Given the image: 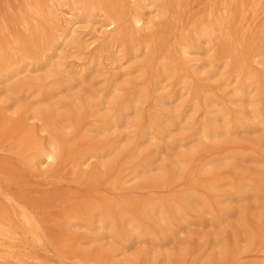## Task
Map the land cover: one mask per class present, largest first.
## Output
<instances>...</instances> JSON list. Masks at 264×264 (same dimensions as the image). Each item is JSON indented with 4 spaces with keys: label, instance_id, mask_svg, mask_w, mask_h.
I'll list each match as a JSON object with an SVG mask.
<instances>
[{
    "label": "bare ground",
    "instance_id": "1",
    "mask_svg": "<svg viewBox=\"0 0 264 264\" xmlns=\"http://www.w3.org/2000/svg\"><path fill=\"white\" fill-rule=\"evenodd\" d=\"M155 13L154 16H151ZM264 0H31L28 2L23 16L17 26L23 31V37L16 33L8 36L0 34V84L16 100L21 101L32 96L50 101L58 93V87H45L43 83H35V74L48 71L53 74L60 70L62 61L70 54L82 48L87 37L92 33L93 41H99L91 57L92 67L80 70L79 84L93 88L95 82L91 78L96 67L101 66L103 51L113 57H124L130 51L131 57L144 55L139 66L143 75L135 79L132 93L120 98L119 88L112 87L107 94L108 102H96L97 97L90 92L88 99L74 102L70 113L59 119L63 128L70 130L62 133L53 123L33 125L32 130L25 131L19 138L11 141L10 155L0 158V264H114L104 255L88 256L82 246L100 238H110L123 247L130 240L138 241L146 238L159 241V228L173 230L174 220L186 218L184 205L187 200L199 198L203 205L212 209V205L201 195L189 188L171 198L159 197L129 198L126 196L131 175L123 172L112 181L103 184V178L89 176L85 169L92 165L94 159L104 157L106 150L86 148L76 150L67 161L72 181L79 184L93 183L95 194L84 197L78 193H68L62 197L56 210H46L32 202L18 185L13 187L7 174L15 170L17 163L28 169L43 171L46 166L57 164L69 149L68 138L80 129L84 115L98 116L101 110L109 113L102 117L101 124L94 120L91 132L105 134L122 122V117L129 109H138V105L147 102L153 91L164 90L166 81L178 79L183 95H191L196 110L202 107H214L224 120L225 133L228 129L256 132L258 125L264 137V107L260 108L257 98L251 116L256 123H250L246 112L231 123L229 112L218 101L216 94H211L209 80L217 72L222 77L224 70H229L233 79L238 82L237 90L251 94L263 89L264 77ZM65 14L66 28L60 32L57 20ZM249 14L252 21H249ZM8 29L4 27V30ZM90 32V33H89ZM202 44H210L215 52L217 63L212 66L215 72L200 77L199 68L211 66L199 63L196 57ZM221 70V72H220ZM65 73V72H63ZM69 74V73H68ZM217 74V75H218ZM198 80V83L195 82ZM74 80L69 75L62 76L60 85L74 88ZM55 82V81H53ZM97 93H99L97 91ZM102 96V94H101ZM242 102L245 99L241 98ZM167 102L161 99V105ZM114 111V113H110ZM40 119V117H35ZM162 113L154 112L148 131L151 138L159 139V130L163 122ZM214 120H218L214 118ZM258 124V125H257ZM220 126L216 121H205L195 135L202 141L218 138ZM41 133V134H39ZM44 134V135H43ZM107 151H113L108 148ZM13 155V156H12ZM252 157L253 161L264 163L258 155L246 153H229L228 158ZM7 158H11L8 160ZM178 169V174L187 170L188 162ZM145 167L134 171V176L145 174ZM7 177V178H6ZM197 180L193 181V185ZM264 181V178L261 179ZM103 184L101 189L97 186ZM223 184H229L232 193L228 199L244 200V191H251L255 201L261 197L262 188L254 181H245L239 187L232 180L219 179L209 185L207 190H216ZM235 185V186H234ZM159 188V187H158ZM154 187L144 193H154ZM28 193V192H27ZM228 214V212H226ZM184 218V219H185ZM263 225V220L260 226ZM84 229L88 233L102 231L99 235H80L73 229ZM250 244L255 246L259 233L250 230ZM84 237V238H81ZM59 241L53 244V240ZM259 245V244H258ZM257 245V246H258ZM253 246V247H254ZM256 246V247H257ZM57 252L61 261L49 262L41 252ZM257 252L264 254V247ZM236 261L239 258L234 257ZM168 264L170 260H168ZM264 264V263H259Z\"/></svg>",
    "mask_w": 264,
    "mask_h": 264
},
{
    "label": "rangeland",
    "instance_id": "2",
    "mask_svg": "<svg viewBox=\"0 0 264 264\" xmlns=\"http://www.w3.org/2000/svg\"><path fill=\"white\" fill-rule=\"evenodd\" d=\"M28 2L31 0H0V34L8 36L9 33L17 32V36L23 37V31L17 24ZM64 16L68 17L61 14L57 20L60 32L67 26ZM249 21H252L251 14ZM4 27L8 29L2 32ZM94 35L100 33H91L80 51L63 60L57 72L50 74L48 71H41L35 74L36 80L33 82L43 83L46 88L60 89L61 92L50 101L36 95L16 101L6 86L0 84V158L3 155L11 156L6 151L10 149L11 141L19 138L25 131L34 129L35 124L54 122V126L62 133L69 132L70 130L63 128L64 124L59 119L70 113L69 108L75 101L81 99L85 102L90 92L97 97L95 103L102 104L108 102L106 96L114 86L119 88L120 98L132 93L135 79L143 75L139 65L144 62L145 56L132 58V53L128 50L124 52V57L120 58L103 51L101 66L96 67L97 71L91 72L94 87L79 84V71L92 67L91 57L96 54L93 51L97 46L100 47L99 41H93ZM216 53L212 45H201L196 56L200 60L199 63H208L210 60L212 63L211 66L197 70L200 77L215 72L212 66L217 63L214 57ZM223 73L222 77L216 72L205 83L209 85L211 94H216L218 101L229 112L230 125L236 118L241 117V111L246 112L250 123H256L251 116V110L254 104H258L260 108L264 107V77H261L263 89L260 92L253 91L251 94L241 95L237 90L238 82L230 75V71L224 70ZM66 74L74 80L72 89L60 85L62 76ZM195 82L198 83V80L195 79ZM165 84L166 89L153 91L147 102L138 105L137 110L129 109L119 126L105 134L91 132L93 127L90 125L94 120L101 124L102 117L109 113L108 110H101L100 114L94 117L84 115L80 129L68 138L70 148L65 149L57 164L46 166L41 171L28 170L21 163H17L13 173L10 171L7 177L12 180V186L19 185V190L28 194L32 202L46 210H56L62 197L68 193H78L84 197L95 194L93 183L79 184L72 181L73 176L66 166L70 155L75 154L76 150L89 147L104 150L111 147L113 151L106 150L104 157L94 159L92 165L85 169L87 175L103 178L104 184L119 176L123 172L122 169L126 168L125 173L131 175L125 185L126 196L129 198L159 197L161 200L193 188L196 194L206 198L213 210L203 205L200 198L187 200L183 206L186 218L175 219L172 231L159 228L158 242L149 238L140 241L133 239L123 247L114 239L104 237L82 246L88 256L104 255L114 264H168V260L171 264L264 263V254L254 250L259 245L264 247V181H261L264 178V163L253 161L250 156L245 159L227 157L229 153H246L264 159L261 127L257 124L259 130L246 133L228 129L230 133L226 134L225 122L215 112L214 107L196 110L191 95L182 94L184 91L180 89L178 79L170 78ZM254 97L258 101L253 104L250 100ZM241 98L245 99V102H242ZM161 99L167 104L161 105ZM158 111L164 116L163 122H160L159 130L162 134L159 139L144 134V131H148L153 113ZM205 121H216L217 126L221 127V135L218 138L202 141L196 137V130ZM7 159L12 161L11 158ZM182 161L188 162L189 165L187 170L179 175L178 169L183 164ZM142 167L147 169L146 173L132 177L134 171ZM219 179L232 180L242 191L246 189L240 186L245 181L252 180L261 186L263 192L258 201H255L251 198V191H244L247 195L244 200L228 199L227 194L232 193L229 184H223L216 190L205 189L204 185ZM194 180H197L195 185L192 184ZM103 184L97 187L104 189ZM153 187L154 193H144ZM262 220L263 225L260 226ZM250 230L259 233L254 247L249 240ZM72 231L80 235H99L102 232L95 230L88 233L79 228ZM58 241L59 238L53 240V244ZM41 255L51 263L61 261L53 249L48 253L41 252ZM234 257L239 260H234Z\"/></svg>",
    "mask_w": 264,
    "mask_h": 264
}]
</instances>
